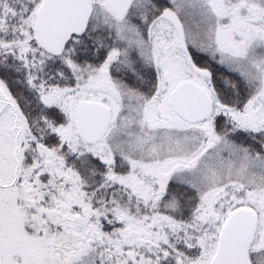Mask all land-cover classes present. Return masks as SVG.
I'll use <instances>...</instances> for the list:
<instances>
[{
    "label": "snow or ice",
    "instance_id": "1",
    "mask_svg": "<svg viewBox=\"0 0 264 264\" xmlns=\"http://www.w3.org/2000/svg\"><path fill=\"white\" fill-rule=\"evenodd\" d=\"M0 264H264V0H0Z\"/></svg>",
    "mask_w": 264,
    "mask_h": 264
}]
</instances>
